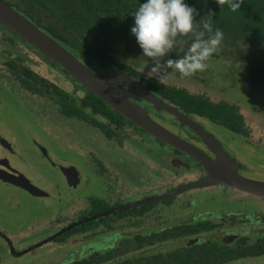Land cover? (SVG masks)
<instances>
[{
    "label": "rangeland",
    "instance_id": "1",
    "mask_svg": "<svg viewBox=\"0 0 264 264\" xmlns=\"http://www.w3.org/2000/svg\"><path fill=\"white\" fill-rule=\"evenodd\" d=\"M123 42L108 46L120 58L128 55L123 64L146 75L147 63L135 51L127 50ZM237 51L233 48L226 55L224 50H218L207 62L206 70L187 78L168 75L164 83L206 96L213 102L234 105L248 130L246 136L186 114L156 95L163 103L148 100L140 93L134 95L133 101L173 133L200 144L212 157L228 159L239 174L264 180V92L258 86L252 88L245 79L246 62L251 56L257 57L258 52ZM6 60H14L76 99L85 92L50 60L0 26V138L13 146L8 152L2 149H6L4 142H0V169L9 162L11 168L20 170L48 197L21 192L15 185L0 180V264H59L113 245L124 234L149 233L178 224L188 216L207 218L213 213L224 217L226 226L200 237L211 234L223 238L224 232H233L238 238L249 237L247 240L251 242L258 235L264 236V223L227 225L232 214L255 212L260 216L264 213V198L210 185L179 193L168 203L154 202L140 215L114 218L107 227L100 225L91 231L71 234L62 243L51 240L22 252L79 218L89 209V197L104 199L109 205L130 203L200 180L203 171L197 164L190 165L188 157L174 154L169 147L128 124L122 127L119 137L107 139L97 127L61 115L57 104L47 97L25 90L3 66ZM118 71L138 82L126 72ZM126 86L134 89L131 83ZM119 89L129 95L124 88ZM169 107L181 116L172 114ZM201 134L212 138L207 135L203 138ZM33 141L41 147L39 150L34 148ZM62 168L72 172L65 176ZM237 239L233 241L238 242ZM184 240L155 244L150 249L171 247ZM226 264H264V257Z\"/></svg>",
    "mask_w": 264,
    "mask_h": 264
},
{
    "label": "trees",
    "instance_id": "2",
    "mask_svg": "<svg viewBox=\"0 0 264 264\" xmlns=\"http://www.w3.org/2000/svg\"><path fill=\"white\" fill-rule=\"evenodd\" d=\"M4 1L58 41L94 72L112 73L118 69L122 70L182 112L205 118L233 133L243 136L248 134L242 116L234 105L225 101L213 102L206 96L189 93L182 87L160 84L155 78L150 79L147 75L123 64L122 61L128 55L120 58V55L108 46V44L124 40L121 44L126 45L127 50L135 51V55L142 58L147 65L152 63L149 58L142 55V49L130 32L134 24L131 12L136 10L144 0ZM185 3L198 10L195 21L197 26L206 19L209 11L213 13V30L219 28L224 33L218 50H224L226 55L233 48H236L237 52L244 51L247 54L257 50V57L251 56L246 62L245 79L252 88L258 86L264 92V0H243L241 7L235 12L231 11L227 4L220 7L215 0H185ZM180 39L184 43L178 45L170 53L171 58L183 56L192 37L189 35ZM121 50L124 49L121 48ZM50 63L58 67L54 62L50 61ZM2 64L25 90L47 97L53 104H57L61 115L74 117L97 127L107 139L119 137V132L125 124L133 126L86 89L84 94L76 99L14 60H6ZM58 69L64 72L61 68L58 67ZM168 75L180 76L179 73L172 72ZM92 114L100 118H95ZM133 128L143 132L135 126ZM117 141L120 139L118 138ZM163 202L168 203L169 199H164ZM88 203L89 209L81 214L82 217L109 208L108 202L101 198L89 197ZM150 207L151 204L141 205L113 214V216L108 215L85 222L53 240L62 243L71 234L91 231L100 225L107 227L109 221L114 218L140 215ZM263 214L260 213V216L255 212H246L241 216L232 214L227 219V224L262 223L264 222ZM225 222L224 217L213 213L205 219L184 220L149 233L124 234V236L121 235L120 241L113 245L104 246V249L90 251L84 257L59 264H221L264 253V239L261 236L256 237L253 243H247L238 238L239 241L234 242L235 246L225 242L220 243V240L211 234L204 237L199 236L193 242L187 240L189 236L208 233L215 227L224 225ZM180 236L185 237L184 243L172 244L173 246L167 248L157 245L155 247L158 248L150 249L152 245L173 241ZM189 242L191 243L188 244Z\"/></svg>",
    "mask_w": 264,
    "mask_h": 264
},
{
    "label": "water",
    "instance_id": "3",
    "mask_svg": "<svg viewBox=\"0 0 264 264\" xmlns=\"http://www.w3.org/2000/svg\"><path fill=\"white\" fill-rule=\"evenodd\" d=\"M0 26L11 34L19 37L45 58L54 62L59 68L66 72L72 80L95 95L104 104L122 116L125 120L129 121L133 126L143 131L146 135L192 158L204 172V178L201 180L186 182L160 194L147 196L130 203L121 204L116 207L86 215L53 232L22 252H27L35 247H39L44 242H49L58 235L85 222L93 221L115 212L166 199L190 189L202 188L210 185H222L249 195L264 198L263 180L253 179L239 174L228 159L211 158L203 150L154 120L144 109L137 105L133 101L134 95H138L137 93L144 94V97L148 100L150 99L157 103H163L161 99L157 98L154 93L139 82L122 74L120 71L112 73L94 72L58 41L41 30L23 14L12 8L4 0H0ZM123 83L126 85L131 83L134 89H127V86ZM117 87L118 89L119 87L124 88L128 91L129 95L125 96ZM167 109L172 114L181 116L171 107ZM206 135L211 140L212 137H210L209 134ZM206 135L201 134L203 138ZM0 142H4L2 143L3 146L6 148L8 147V144L2 138H0ZM62 172H64L63 174L65 175L72 172V169L62 168ZM0 180L18 186L33 195L42 196L45 194L43 191L34 187L23 175L15 173L13 170L6 171L0 169Z\"/></svg>",
    "mask_w": 264,
    "mask_h": 264
},
{
    "label": "clouds",
    "instance_id": "4",
    "mask_svg": "<svg viewBox=\"0 0 264 264\" xmlns=\"http://www.w3.org/2000/svg\"><path fill=\"white\" fill-rule=\"evenodd\" d=\"M221 7L227 4L235 12L243 0H215ZM198 10L185 0H144L131 12L134 24L130 32L142 49V55L152 63L146 65L148 78L164 83L170 72L179 73L182 78L195 75L208 68V61L219 49L224 33L213 30L211 11L201 25L197 26ZM191 35L187 51L179 58H171L170 53L184 41L180 38Z\"/></svg>",
    "mask_w": 264,
    "mask_h": 264
},
{
    "label": "flooded vegetation",
    "instance_id": "5",
    "mask_svg": "<svg viewBox=\"0 0 264 264\" xmlns=\"http://www.w3.org/2000/svg\"><path fill=\"white\" fill-rule=\"evenodd\" d=\"M183 138V137H182ZM185 139V138H184ZM187 140V139H186ZM157 141V140H156ZM187 141H189V140H187ZM189 142H191L192 144H194L195 146H197L198 148H200L201 150H203L206 154H208V152H207V150H205L203 147H201V145L200 144H198V143H196V142H192V141H189ZM33 144H34V148H36V149H40L41 147H39L38 145H37V143L35 142V141H33L32 142ZM164 145V144H163ZM166 146V145H165ZM8 149L6 148V149H4V148H2L3 150H6V151H8V152H11V148L13 147L12 145H8ZM168 147V146H167ZM170 148V147H169ZM171 149V148H170ZM41 151V150H40ZM171 151H173L174 152V154H176V155H184V156H186L185 154H183V153H181V152H179V151H176V150H173V149H171ZM42 152V151H41ZM209 155V154H208ZM211 158H213L211 155H209ZM186 157H188V156H186ZM189 159H190V165H193V164H196V162L192 159V158H190V157H188ZM8 161V160H7ZM1 162V161H0ZM8 164H10L9 162H8ZM7 163H6V165L7 166H4L3 167V169L4 170H6V171H9V170H13V171H15L16 173H19V174H21V175H24L25 177H27L25 174H23L20 170H17L16 168H11L9 165H8ZM3 166V165H2ZM201 168V167H200ZM15 169V170H14ZM201 170L203 171V169L201 168ZM203 174H202V176H201V178H200V180L201 179H203L204 178V172H202ZM120 177H122V176H120ZM250 178V177H249ZM27 179H29L28 177H27ZM29 181L30 182H32L30 179H29ZM264 181V180H263ZM33 183V182H32ZM35 186H37L36 185V183H33ZM13 188H15L14 186H12ZM17 188H18V190L19 191H21V192H26V190H24V189H22V188H20V187H18V186H16ZM39 187V186H38ZM41 188V187H40ZM185 192V191H184ZM50 193V192H49ZM182 193V192H181ZM46 194H44V196L42 195V197L43 198H48V197H46L45 196ZM147 197V196H146ZM170 198L171 197H169V198H166V199H169V202H170ZM172 198H173V196H172ZM171 198V199H172ZM142 199V198H141ZM139 200V199H138ZM162 200H164V199H162ZM162 200H159V201H162ZM156 202H158V201H156ZM154 203V202H153ZM122 203H117V204H114V205H109L108 207L109 208H111V207H116V206H118V205H121ZM149 204H152V203H149ZM145 205H147V204H145ZM135 208V207H134ZM108 209V208H107ZM131 209V208H130ZM119 212H122V211H119ZM119 212H115V213H113L114 215L116 214V213H119ZM113 214H110V215H112L113 216ZM136 215V214H135ZM106 216H108V215H106ZM131 216H134V215H131ZM83 217H85V216H83ZM189 218L188 219H185V220H193V221H196V220H199V219H205L204 217H199V215H197V216H192V217H190V216H188ZM80 218H82V216H80L79 218H77L76 220H78V219H80ZM76 220H73V221H71V222H69V223H67L66 225H68V224H70V223H72V222H74V221H76ZM182 221H184V220H182ZM262 223H264V222H262ZM66 225H64V226H66ZM228 225V224H227ZM246 225H251V224H246ZM64 226H62L61 228H63ZM224 226H226V224H224V225H222V226H219V227H215L214 229H212V231H210V232H214V231H216V230H221V228L222 227H224ZM229 226H232V227H234V226H245V225H229ZM77 227V226H76ZM73 228H75V227H73ZM72 229V228H71ZM71 229H69L68 231H70ZM67 232V231H66ZM232 232V231H231ZM231 232H229V233H231ZM65 233V232H64ZM61 235V234H60ZM200 234H198V235H194V236H189V238H187V240L188 241H191V242H193V241H195V240H197V238H198V236H199ZM228 235H232V236H228ZM59 236V235H58ZM258 236H261L263 239H264V236L263 235H258ZM258 236H256V237H258ZM216 237V236H215ZM231 237V238H230ZM256 237H254V240L253 241H249V240H247V239H250L249 237H240L243 241H247V243H253V242H255L256 241ZM56 238V237H55ZM185 237L184 236H180L179 238H177V239H175V240H178V239H184ZM217 238V237H216ZM230 238V239H229ZM238 238V236H236V234L235 233H233L232 232V234H227V232H224L223 233V238L222 237H220V238H218V240H221L220 241V243L222 242H225V243H228V244H230L231 246H235V244H234V241L233 240H236ZM224 239V240H223ZM227 239H229V240H227ZM191 242H189L188 244H190ZM251 256H253L254 258H263L264 257V253H260V254H255V255H251ZM244 258H247V259H250V258H248V257H243V258H238V259H244ZM252 258V257H251ZM238 259H234V260H231V261H228L229 263L230 262H233V261H235V260H238ZM228 262H226V263H228ZM226 263H221V264H226Z\"/></svg>",
    "mask_w": 264,
    "mask_h": 264
}]
</instances>
